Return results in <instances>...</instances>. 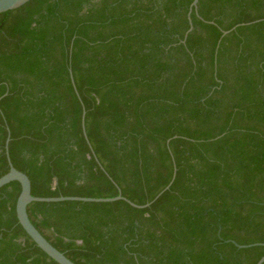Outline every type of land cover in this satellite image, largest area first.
<instances>
[{
  "label": "trees",
  "instance_id": "1",
  "mask_svg": "<svg viewBox=\"0 0 264 264\" xmlns=\"http://www.w3.org/2000/svg\"><path fill=\"white\" fill-rule=\"evenodd\" d=\"M192 2L31 0L0 14V177L8 129L34 197L143 206L176 167L146 208L31 203L75 264L264 256V0H199L188 33ZM20 192L0 189V264H58L19 224Z\"/></svg>",
  "mask_w": 264,
  "mask_h": 264
},
{
  "label": "water",
  "instance_id": "2",
  "mask_svg": "<svg viewBox=\"0 0 264 264\" xmlns=\"http://www.w3.org/2000/svg\"><path fill=\"white\" fill-rule=\"evenodd\" d=\"M31 0H0V14L11 11V10H16ZM199 0H193L191 7H190V13H189V24H190V29L188 30V33L193 30V25L191 21L190 14L193 9L197 10V5H198ZM235 29V28H234ZM233 30V29H232ZM230 31H224L223 34L226 35ZM85 110L83 111L82 115V129L85 138L88 141L86 130H85ZM11 136H10V131L8 129V137L6 139L5 143V151H6V156H7V161L9 165V171L0 177V189L13 182L17 181L21 185V192L20 195L17 199L16 202V215L19 224L22 226L24 231L27 233V235L34 241V243L44 252L46 253L51 259H53L55 262L58 264H75L73 261H71L64 253L59 251L57 248H55L40 232L39 230L33 225L31 222L29 215H28V206L33 203V202H63V201H80V202H115L119 200H124L128 202L131 206L136 207V208H146L149 207L157 198H159L166 190H168L173 183L175 176H176V167L174 168V174L172 181L170 184L161 192L159 195L155 198L154 201L151 203H147L143 206H138L128 199L124 198L121 193L114 198H85V197H75V196H70V197H34L32 195V186H31V181L29 177L16 169L10 159L9 156V142H10ZM89 143V141H88ZM90 145V144H89ZM90 148L92 149L91 145ZM259 244H254V245H248V246H241L238 245L239 248H247V247H252L256 246ZM264 263V256L256 263V264H263Z\"/></svg>",
  "mask_w": 264,
  "mask_h": 264
}]
</instances>
